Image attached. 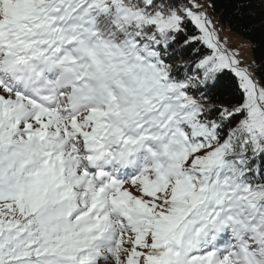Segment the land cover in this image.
<instances>
[{"label": "snow or ice", "instance_id": "obj_1", "mask_svg": "<svg viewBox=\"0 0 264 264\" xmlns=\"http://www.w3.org/2000/svg\"><path fill=\"white\" fill-rule=\"evenodd\" d=\"M215 10L0 0V264H264V76Z\"/></svg>", "mask_w": 264, "mask_h": 264}, {"label": "trees", "instance_id": "obj_2", "mask_svg": "<svg viewBox=\"0 0 264 264\" xmlns=\"http://www.w3.org/2000/svg\"><path fill=\"white\" fill-rule=\"evenodd\" d=\"M215 4L213 17L218 23L249 41L253 62L259 69L255 76L260 79L264 76V4L260 0H215ZM221 87H234L231 76L222 79Z\"/></svg>", "mask_w": 264, "mask_h": 264}, {"label": "rangeland", "instance_id": "obj_3", "mask_svg": "<svg viewBox=\"0 0 264 264\" xmlns=\"http://www.w3.org/2000/svg\"><path fill=\"white\" fill-rule=\"evenodd\" d=\"M213 18L214 20L218 21L215 17ZM218 26L224 29L221 35L228 37L229 47L241 46V58L244 60L245 63L252 64L253 56L249 41L243 36L229 31V29L223 24L218 23Z\"/></svg>", "mask_w": 264, "mask_h": 264}]
</instances>
